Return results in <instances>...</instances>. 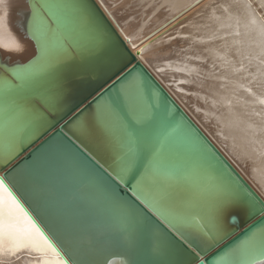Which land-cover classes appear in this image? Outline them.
Masks as SVG:
<instances>
[{"label": "bare ground", "instance_id": "1", "mask_svg": "<svg viewBox=\"0 0 264 264\" xmlns=\"http://www.w3.org/2000/svg\"><path fill=\"white\" fill-rule=\"evenodd\" d=\"M96 1L131 51H139L138 60L264 200V0ZM33 4L38 5L34 0H0V90L5 81H19L17 73L28 75L44 70L47 57H42V47L47 44L53 48L52 41L31 23ZM71 55L72 51L61 61ZM9 76L17 79L11 81ZM2 111L0 107V115ZM6 123L10 118L0 123L2 163L15 155L17 147L7 156L8 139H17L21 129L13 125L6 134ZM74 158L69 148L52 139L29 161L6 174L5 179L10 182L27 173L51 190L63 205L69 227L79 238V247L88 250L87 264L188 261L166 229L144 217L142 209L132 202L108 191L133 210L139 221L133 238H122L119 219L94 198L100 186L96 176ZM21 200L24 202L23 197ZM31 202L35 206V201ZM184 207L200 211L190 200L182 205L174 203L178 217H191L187 213L180 215ZM29 210L40 223V217L32 208ZM181 225L192 237V229ZM59 234L67 243L68 234L63 229ZM157 241L162 244L160 251ZM45 261L44 254L32 247L17 248L8 241L0 247V264Z\"/></svg>", "mask_w": 264, "mask_h": 264}, {"label": "snow or ice", "instance_id": "2", "mask_svg": "<svg viewBox=\"0 0 264 264\" xmlns=\"http://www.w3.org/2000/svg\"><path fill=\"white\" fill-rule=\"evenodd\" d=\"M30 15L33 27L46 40L52 41L53 48L49 49L47 44L42 47V57H47V63L41 73H17L20 83L4 82L0 103H3L5 113L10 115V123L5 126L6 134L10 126L22 128L32 123L33 113L27 102L10 95L13 88L23 90L36 87L44 75L54 74L62 58L73 50V44L84 42L91 48H102L104 44L99 30L92 27L86 0H50L45 5L33 4ZM142 89L140 81H130L106 109L85 122V131L90 135L96 132L100 134L101 146L111 156L113 163L111 170L105 168L104 171L117 183L124 181L125 176L133 171L142 148L152 145V163L137 181L136 195L154 214L167 222L174 236L191 246L192 252L188 254L194 252L196 264H201L199 257L203 252L193 240L199 239L205 244L219 242L217 237L223 232L225 216L235 208L242 209L253 220L259 217L260 222L264 223V201L215 175L206 161L193 160V169L199 171L214 187L216 197L206 218L178 217L173 200L179 193L162 179L169 175V166L162 158L163 148L175 129L160 127L149 131L148 126L155 120L154 110L144 103ZM17 146L16 139L9 138L7 156L10 157ZM94 198L119 219L122 238L131 240L139 225L133 210L110 195L102 185L97 187ZM31 201H35V206ZM25 203L40 217V223L28 211ZM170 216L177 222L174 223ZM181 223L192 229V239L181 231ZM61 229L68 234L67 243L60 238ZM5 241L17 248L32 247L41 251L46 257L45 264H87L89 257L87 248L79 247V238L69 227L61 202L52 196L46 185L27 173L20 174L10 182L0 178V247ZM180 246L183 248V243ZM156 248L157 251L162 250L159 241ZM184 251L188 250L185 248ZM64 254H67V258ZM217 264H264V230L251 231L235 248L220 255Z\"/></svg>", "mask_w": 264, "mask_h": 264}, {"label": "water", "instance_id": "3", "mask_svg": "<svg viewBox=\"0 0 264 264\" xmlns=\"http://www.w3.org/2000/svg\"><path fill=\"white\" fill-rule=\"evenodd\" d=\"M34 1L38 5L50 2ZM86 2L92 27L98 29L104 38L103 47L91 48L84 42L73 44V55L61 61L54 74L44 75L36 87L12 89L10 95L27 102L33 113L32 123L18 131L15 155L6 163L0 161V178H5L12 169L29 161L33 154L49 141L58 139L59 143L71 150L74 159L96 176L100 186L142 209L144 217H149L151 222H157L166 229L177 248L183 243V248L180 247L188 257L185 264H196L195 253L188 254L192 252L191 246L174 236L173 232L169 231L170 226L167 222L154 214L136 195V183L152 163V145L142 148L133 171L125 176L124 181L117 183L104 171L105 168L112 169V159L101 146L100 134L86 133L84 125L87 120L106 109L130 81L138 80L143 85L144 103L154 110L155 120L148 126L149 131L160 127L175 129L163 148L162 158L169 166V175L162 179L172 185L173 191L179 193L174 197L173 204L182 205L185 200L187 202L190 200L196 209L200 210L191 212L184 207L180 215L187 213L191 217L195 214L206 218L216 197L214 187L207 183L199 171L193 169L191 164L193 160L206 161L215 175L250 191L261 201L264 200L138 60L139 51L136 53L131 51L97 1ZM9 78L17 79L14 76ZM10 83L18 84L20 80H13ZM0 107L4 108L3 103H0ZM5 118H10V115L2 111L0 123ZM14 161L15 164L9 167ZM21 202L24 203L22 200ZM202 204L203 208L200 209ZM25 207L31 212L26 203ZM33 217L35 218L34 215ZM172 220L174 223L177 222L175 219ZM179 226L181 231H187L181 224ZM261 230H264V223L260 222L259 217L253 220L242 209L235 208L225 216L223 232L217 237L219 242L210 241L205 244L196 239L193 243L203 252L199 257L201 264L205 261L207 264H217L220 255L235 248L242 239L247 238V234ZM185 235L192 239L187 233ZM185 248L187 252L184 251Z\"/></svg>", "mask_w": 264, "mask_h": 264}]
</instances>
